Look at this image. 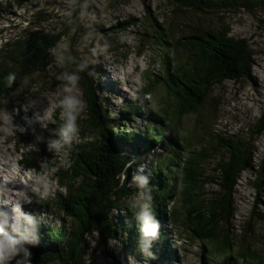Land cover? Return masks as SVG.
Instances as JSON below:
<instances>
[{
  "label": "rangeland",
  "instance_id": "1",
  "mask_svg": "<svg viewBox=\"0 0 264 264\" xmlns=\"http://www.w3.org/2000/svg\"><path fill=\"white\" fill-rule=\"evenodd\" d=\"M17 1L0 0V49L7 39L11 37V32L16 34L19 31L15 29L16 26L21 24V26L25 27L29 20H34L35 16L40 13L46 15V19L40 23L34 21V25L44 28L50 34L68 32V26L72 22L71 18L68 17L69 8L65 0H26L23 6ZM172 1L176 0H85L84 4L86 3L87 5V15L84 19H80V22L87 29V32L83 36L79 33L75 37L77 38V49L87 60V63L92 65L95 78L98 79L99 83L100 74L103 72L107 75V81L112 79L110 78L111 75L117 79L118 87L115 96H103L106 104L111 107L109 111L112 117L120 114L128 103L130 108H134L132 106L134 100L142 96V91L149 89L143 96V101L145 98H148L149 105L147 106L150 109V116L158 121L162 120L163 129L167 127V119L160 112V109L163 110L164 105L169 109L171 119L175 120L178 126L176 136L183 141V144L189 147L187 145L189 141L192 147L207 146L211 150L212 158L206 164L208 175L215 173V164L220 160L223 153L220 151L219 145V140L222 136H232L235 139L254 141L253 145L256 150L255 162L258 166L263 164V167H260L262 171L258 173L256 169H250L240 175L234 196L235 214L230 221L220 222L217 226L219 236L216 239L208 240V242L219 253L216 256L215 264H221L231 252L247 253V259L240 264H264V218L258 215L263 214L262 211L264 210V133L262 135L258 133L264 124L262 119L264 116V57L261 54L254 56L255 67L253 68V74L260 84L259 93L254 90L249 81L246 84H241L228 80L221 85L212 87L207 95L209 98L198 113H190L178 119L177 108L174 105L175 101L171 106L167 104L166 99L168 95L166 86L160 84L153 88L147 87L149 82L160 76L159 73L162 67L159 63L153 61L150 53L146 52L142 57L136 53L137 35L134 32L136 28L125 32V35L121 36L117 34L106 36L100 32L104 37V44H101V40L94 35V30L97 28H109L135 16L143 15L144 17L146 15V5L152 6L157 14L158 21L163 22L165 14L169 13L168 7L172 5ZM200 1L198 4L201 8L198 10H193L187 6L185 8L194 13L197 16V20H203L206 24L205 27L221 28L224 26V19L231 21L237 18L235 22V34H243L255 52H258L259 48H264V25H262L260 19L261 13L258 9L260 7L250 3L248 0H206L208 3ZM229 4L232 6H228ZM90 8H92L91 15L88 13ZM75 12L72 13V16ZM10 17H13V19H9ZM72 41V35L68 34L64 36L59 47L51 52L53 63L50 68L28 76L22 86L18 87L4 102V106L0 110V180L6 174H9L12 181H17L20 178L21 175L15 174L14 170H20V167L17 168L20 158L18 147L20 144H23L30 152L25 157L27 160H33V152L38 154L40 168L36 170V173H40L35 178L39 179L43 184L42 193L44 190L58 192L62 188L59 175L65 168H70L71 161L69 154H65L63 150L56 154V150L53 149L51 151L53 159H47L43 155L44 150H47V140L44 134L43 136H33L34 132H28V130L36 131V127L41 126L42 130L53 128L60 134L63 121L59 118L61 111L59 101L64 95V85L54 86L48 82L55 76L58 63L66 55V52L69 51ZM118 42H126L127 45L124 52L129 53L130 56L128 58L124 56L123 52L116 50ZM94 49L95 51H93ZM103 67H105L104 70ZM74 93L82 99L80 87H75ZM214 95H217L219 98L230 97L231 103H220L218 99L214 98ZM250 96L253 99L248 98ZM244 98L249 99L248 108L244 104L246 100H242L240 103L237 102L239 99ZM46 108H48V114L53 122H47V126L45 127L37 119V114L43 115ZM217 111H220L221 114V118L218 121L221 126L202 131L199 127L200 123L205 119H210L212 113H217ZM57 126L59 127V131H57ZM85 128V126L79 128L77 139L72 146L80 142H85L90 147L100 144L101 139L97 137L99 136L98 132L88 129L86 134L83 135L82 132ZM48 136L54 137V134H48ZM58 139L63 144L61 135ZM64 145L66 146L65 150L68 151L72 147ZM133 149H135L134 145L129 148V151L132 152ZM160 151L161 149L158 150L157 154ZM152 152L150 153L151 158L153 157L152 154H154ZM10 162L14 167L12 174L5 167V164ZM26 167L30 166L26 164ZM143 167L144 170H141L143 174L150 176L154 173L155 169L147 159ZM139 168L141 169V165H139ZM30 169L34 173L33 168L30 167ZM130 172L138 173L136 169H131ZM27 175H29V172ZM261 177L263 180H261ZM83 180L84 177L80 176L76 179L67 180L66 184L76 188ZM122 185L127 187L130 185L137 186L131 177L128 180V174L125 177L124 175L122 176L120 186ZM258 186H262L260 192ZM64 188L66 192L65 185ZM199 191L200 199L205 201L206 206H210L212 202L223 196V192L220 190L218 184L212 181L204 187L201 186ZM135 194L137 201L146 197L145 189L143 191L138 190V193ZM42 201L43 199L40 197L34 201V205ZM129 202L136 205L134 203V195L130 201H127L128 204ZM169 207L168 210L172 212L176 209L178 213V216L175 218V224L179 234H176V237L180 235L182 239L185 248L179 251V255L182 254L185 258L189 249V246L185 242L187 237L184 235L186 228L189 227L185 222L186 208L181 201L175 199L171 201ZM124 211L127 214L126 218L129 224L132 225L135 216L127 213L128 210L126 209ZM60 213L58 209V213L53 216L52 228L60 226V221L63 219ZM39 215L45 221L48 219L46 213L39 212ZM115 217L116 209L112 211L111 218L114 222H119ZM170 218L172 217L170 216ZM170 222L171 220L168 222L169 230L172 231ZM79 224L87 226L86 223L80 220L76 222L69 218L65 220V227L68 232H71ZM18 226L20 228L21 225L17 224ZM133 227L135 229L136 225ZM135 232H131L130 236H128V233L124 231L122 237L127 242V245L134 244V239L139 237L135 235ZM24 234L30 238L28 233ZM85 234L89 235L84 244V250L88 255L85 264H123L119 260H125L127 264H136L135 260L137 256L122 250L120 246H117V257L100 249L101 245L98 242L113 237L115 239L111 240L112 245L117 244L120 236L115 231L107 237L105 233L97 231L94 227L85 230L80 229L74 237L67 240L62 245L65 252L69 251L76 241ZM249 236H251V240L247 242L248 240L246 239ZM17 239L23 240V237L17 236ZM204 244L205 241L197 246L200 253H202V246ZM235 249L239 250L236 251ZM160 253H162L161 262L151 261L149 264H167L168 261L165 260L167 256H163L165 252L160 251ZM181 262L185 264V261L181 260ZM197 264H202V261L199 259Z\"/></svg>",
  "mask_w": 264,
  "mask_h": 264
},
{
  "label": "trees",
  "instance_id": "2",
  "mask_svg": "<svg viewBox=\"0 0 264 264\" xmlns=\"http://www.w3.org/2000/svg\"><path fill=\"white\" fill-rule=\"evenodd\" d=\"M25 1L18 0L17 2L23 6ZM84 1L80 0V3L84 4ZM202 1L208 3L206 0ZM248 1L260 7L258 8L261 13L260 19L262 25H264V0ZM171 4L168 7L169 13L165 14L163 22L158 21V17L157 19L148 17L146 12V15L141 19V23L137 28L135 27L136 30L134 32L137 35L135 51L140 57L146 52L150 53L153 61L161 65L160 76L149 82L147 87L153 88L160 84L166 86L168 95L166 99L167 104L171 106L175 101L174 105L177 108L178 119L190 113H198L204 106L207 95L212 87L221 85L228 80L241 84H246L249 81L252 87L254 86L259 93L260 84L253 74V68L255 67L254 56L261 54L264 57V48H259L258 52H255L248 40L227 37L230 27H226L222 31L218 27H205L206 24L203 20H197V16L185 8L187 6L193 10L200 9L198 0H176L172 1ZM228 6L232 5L229 4ZM91 11L92 8L88 10L89 15H91ZM78 17L79 9L73 14L71 18L72 23L68 26V32L65 33L50 34L44 28L34 25V21L40 23L46 19V15L43 13L37 14L34 20H30L27 27L21 26V24L16 26L15 29L19 31L14 35L13 41H6L0 49V110H2L4 102L18 87L22 86L28 76L50 68L53 59L49 58V51L59 47L64 36L68 34L72 35L73 41L70 49L59 61L55 76L48 83L54 86L67 84V79L61 78L65 74L79 77L78 86L76 87L81 88L82 99L86 102L87 107L83 116L78 120V126L79 128L86 127L82 132L83 135L86 134L88 129L97 131L101 142L99 145L93 147H90L85 142H80L69 148L70 168H85L87 174L82 175L84 180L76 187L75 192L71 190L70 185L68 186L66 196L69 198V201L65 203L64 207L61 208L59 200L57 206L61 208L62 212L68 214L69 219L75 222L80 220L86 223L84 220L88 219L97 209L98 194L104 193L108 201L106 208L111 215L112 210L116 208L115 203L121 201L123 197L126 198V201H130L131 197L135 193H138L139 189L137 188L136 190L135 186H120L116 183V179L120 177L121 180L123 175L125 177L128 174L129 180L130 166H134L133 160L141 159L143 160L142 165H144L146 158L138 154L140 148L144 146V141L142 142L143 123L138 124L135 121L131 125V121L124 117V122L120 128L116 117L109 118L110 111L103 98L99 82L95 78L92 65L87 63V60L77 49V38L75 37L79 33L83 36L87 32V29L82 26ZM123 23H128V29H123L124 32H127L134 29L131 26L139 23V20L130 18ZM110 28H115V26L94 30V35L101 40V44H104V37L100 32L106 36L112 35V33L107 32ZM149 37H157L156 42L149 44ZM173 43H177V45L175 46ZM126 45V42H118L116 50L123 52L124 56L128 58L130 56L129 53L124 52ZM16 46H19L17 53ZM35 48L41 52L40 55L35 54ZM81 64L86 65L82 71L79 68ZM9 73H14L16 76V81L11 88L5 82V78ZM148 91L149 89L141 92L142 96L139 98L141 103L144 102L143 96ZM1 100H3V106H1ZM129 109L133 117H135L137 113L134 112V108ZM162 114L167 119V127L163 129L162 126L156 123L155 127H149L148 129L149 133L152 134L150 140L152 139L159 149H161L157 154L158 159H150V162L155 169L153 174H156L158 170L159 172L160 170H166L172 174L171 178L174 181L168 184L170 190L166 193L163 187L159 186L163 182V174L165 175L162 172L159 173L161 175L160 182L150 187L157 190L156 198L165 197L167 205H169L173 197L182 201L186 208L185 222L188 221L191 225L197 227L198 233L202 234L204 238H207L204 230H210V236L206 240L216 239L219 236L217 226L220 222L230 221L235 214L234 196L240 175L246 169H254V141L235 139L232 136H222L219 140V145L220 151L223 153L220 160L215 164V173L208 175L206 164L212 158L211 150L207 146L192 147L189 141L187 145L190 148L187 147L176 136L178 126L171 119V113L164 105ZM262 119L264 121V116ZM151 120L159 122L149 116V119H147L148 126L151 124ZM42 131L47 140V150H44L43 155L47 159L52 160L53 156L48 150L49 144L53 140H59L60 134L59 132L54 133L50 130ZM57 131H59L58 126ZM52 133L54 137L48 136V134ZM119 133H125L124 137L132 135V145L135 146V149L130 152L131 157L129 159H126L123 151L109 145V139L114 135L116 137L119 136ZM258 133L260 135L264 133V124ZM62 146L64 147L63 150H65L66 146L64 144ZM148 148L149 152L147 156H150L153 150L152 153H155L156 149L154 146ZM144 150L146 149L144 148ZM33 156L32 161L22 158V164L25 166L28 164L36 171L40 168L39 158L36 152H33ZM244 163L248 167L244 168ZM178 173H182L181 181L179 180ZM78 177L80 176L73 179ZM261 180H263L262 177ZM211 181L218 184L220 190L223 192V196L212 202L210 206H206L205 201L200 199L199 188L201 186L204 187ZM177 185L180 186L177 187ZM83 187L88 188L91 194V198L86 206L75 203L79 197V191ZM149 190V188L145 189L146 196L149 195ZM112 194L118 197L113 198ZM118 205L119 208L128 210L130 214H137L139 211V208L133 207V204L130 202L128 207H124L121 204ZM72 209H78L83 220L77 218L71 212ZM155 211L156 213L162 211L165 215L170 213L172 218H176V210L168 212V210L156 209ZM99 212L100 209L98 210ZM259 215L264 217V215ZM79 225L82 226V224ZM113 226L112 232H120L122 230L121 226L117 229L114 222ZM85 227L86 229H90L92 226L87 225ZM61 228L66 232L64 237L65 242L74 237L80 230L79 226H75L71 234H69L65 227V218H63L60 221L59 227L43 230V238H39L34 243L24 244L23 246L31 253L30 257L40 260L38 264H85L86 259L84 258L85 251L83 245L86 237L89 235H82L74 246L65 252L62 247L63 244L61 245L57 241ZM94 229L102 231L99 228L94 227ZM106 242L107 240L100 243L102 245L106 244ZM231 260L238 261L237 256L233 255L232 252L226 256L221 264H231ZM237 264L239 263L237 262Z\"/></svg>",
  "mask_w": 264,
  "mask_h": 264
},
{
  "label": "bare ground",
  "instance_id": "3",
  "mask_svg": "<svg viewBox=\"0 0 264 264\" xmlns=\"http://www.w3.org/2000/svg\"><path fill=\"white\" fill-rule=\"evenodd\" d=\"M145 7H146V12H147L148 17L157 19V14H156L155 10H153V7L148 6V5H146ZM142 18H143V15L132 17V19L139 20V23H137L134 26H131V28H135V27L137 28V26L141 23ZM9 19H13V17H10ZM236 20H237V18L232 19L231 21H228V19H224V27H221L220 30L222 31L226 27H230L229 33L227 34V37H229V38L234 37L236 39H246L247 40V38L243 34H235V22H236ZM124 28L128 29V23L124 24L123 22H120L117 25H115V28L108 29L107 32L121 36V35H125V32L123 31ZM209 28H211V27H209ZM14 35H15V33L11 32V37L7 41H13ZM156 40H157V37H149L148 43L149 44L154 43V42H156ZM254 40L256 41L255 38H254ZM173 44L175 46L177 45V43H173ZM17 51H19V46H16V53H17ZM34 51H35L36 55L41 54V52L37 48H35ZM104 69H105V67H103V70ZM106 78H107V75L104 72L100 74L99 85H100V89L102 90V94L104 97L115 96L116 90L118 87L117 79L114 78L112 75L110 76V78H112V79H110L109 81H107ZM253 88L256 91L254 86H253ZM132 97H134V96H132ZM184 97L186 98V96H184ZM208 98L209 97L207 96L205 101H207ZM214 98L218 99V101L220 103H228V104L231 103L230 97H220L219 98V97H217V95H214ZM248 98L253 99V97H251V96ZM232 100H234V99H232ZM242 100H246L244 102V104H245V107L248 108L249 107V104H248L249 99H247V98L239 99L237 102L240 103V101H242ZM188 103H189V101H188ZM128 104L121 111L120 114L115 116L118 126L120 128L122 127L121 124L124 122V117L128 118L131 121V125H133V123H135V121L137 123L142 122L143 126H144L143 137H142V142L144 141V146L140 148L138 154L140 156L145 157L148 161H150L149 159L157 160L158 159L157 152L159 150V147L155 144V142L152 141V139L150 140V136L152 134L149 133L148 129H149V127H155L157 125L156 123H158L160 126H162V122H161L162 120L159 122L151 120V124L149 126L147 125V119H149V116H150V109L147 106V105H149L148 98H145L144 102H142V103L140 102V100L138 98H136L134 100L132 106L134 107V112L137 113V115L135 117H133L131 110L129 109L130 105H128ZM1 106H3V100H1ZM107 107L111 108V107H109L108 104H107ZM162 111L163 110L160 109L161 113H162ZM220 111H217V113H212V116L210 117V119L203 120L199 125L200 129L202 131H204V130L212 129L213 127L221 126L218 123V121L221 118ZM109 118L112 119V115H109ZM174 122H175V120H174ZM155 129H157V128H155ZM50 131L56 133V130L53 128L50 129ZM28 132H34L33 136H36V135L37 136H43V134H44V132L41 129V126H37L36 131L28 130ZM124 136H125V133H119V136H117V137L114 135L113 137H111L109 139V145L111 147L115 146V148H118L121 151H123L126 159L127 158L129 159V157H131L129 148L132 146V135L128 136V137H124ZM97 137H99V136H97ZM144 139H146V140H144ZM153 146L156 148L155 153L152 154L153 155L152 158H151V156H150V158H148V156H147V154L149 152L148 147H153ZM144 148L146 150H144ZM18 151H19V156H20L18 166L20 167V170L19 171L14 170V167H13L11 162L5 164V167H7L9 173H11V174H12V171L14 170L15 174L17 173L20 175H24L26 177H32V176H28L27 174H25L28 172H26L24 170L23 165L20 162V160L22 158H25L29 155L30 152H29L28 148L25 147L23 144L22 145L20 144L18 147ZM63 152L65 154L70 153L68 150H63ZM144 154H146V155H144ZM133 162H134V166H132V167L130 166V168L136 169L138 171V173L130 172V177L132 178V180L137 185L136 190H137V188L141 191H143L146 188L150 189V192H151L150 194L152 195V198H153V200H152L153 213L156 216V218L159 216L158 220L161 224L160 239L152 240L150 242L154 246V248L164 250L165 253H163V256L164 255L167 256V259H165L166 261H168L167 264H183L181 262V260L185 261V264H197L199 259L202 261V264H215V260L217 259L216 256L219 253L208 242V240H206L210 236L209 235L210 230H204V234L207 236V238H204L202 236V234L198 233L197 227H195L194 225H191V223L186 221L187 222L186 225L189 224L188 226H190V227L186 228V232H184V235L187 237L185 242L189 246V249H188L187 255H185V258H184V256L182 254L179 255V251L182 250V248L184 249L185 246L183 245V242H182L180 235L178 237H176V234H179V233L176 230L175 219L170 218V216H165L166 217L165 218L163 216L162 211H158L157 213L155 211L156 209L157 210L163 209L164 211H166L170 207L166 204L165 197H162V198H156L155 197L157 190L152 189L153 187H150V186L155 184V183H159L160 178H161V175L159 173L164 172L166 175L165 176L166 178L164 179V181L159 186L163 187L164 191L167 193L168 192V183L171 180L172 174L166 170H164V171L160 170V172L158 170V172L156 171V174H152L150 176L145 175L142 173V171L144 170V167L142 165L143 160L136 159V160H133ZM140 164H141V169L139 168ZM243 167L246 168L248 166L246 163H244ZM253 168H255L258 173L260 172V167L258 165H255ZM30 173H32V172H30ZM39 173L40 172H38L36 175H38ZM85 174H87V171L85 168H82V167L65 168L59 175V180H60V183L62 186L60 191L59 192H57V191L52 192V191L44 190L42 195L39 194V196L43 199V201L41 203H39V202L36 203L34 206L31 205V201L33 200V193H31V190H34V192H38L37 191L38 188L31 186L30 190H29V188H28V190H26V192L28 193L27 196H18L17 190H22L23 188H25V185L29 186L30 183L24 179H22L20 181H12L9 177V174H6L0 180V190L2 191V194H3V203H0V209L3 211V213L5 215H8V216H12V210H14L17 213V216H21L23 219H26L27 217L31 218V223H29L27 219H26V222H24V220H23L22 228H19V230L21 232L28 233L30 235V239L28 241L33 239V237L35 239L43 238V230L53 229L51 226L52 225L51 223H52L53 216L58 213V209H60L59 210L61 212L60 215L63 218H65V220L68 219V214L66 212L61 211V208L64 207L65 203L67 201H69V198L64 193L65 192L64 185H66L67 180L72 179V178L77 177V176H82ZM138 178H142V179L147 180V186L145 188H140V186H139L140 180ZM116 183L121 185L120 177H118L116 179ZM56 186L59 187L58 184H56ZM135 195L136 194H134V203L138 204V202L141 200L137 201L135 199ZM98 196H99V201H98L97 209L90 215V217L88 219H86L84 221L87 223L88 226H92V227L101 229L103 231V233H105L106 236L109 237L113 233L112 231H113L114 226H113V220L110 216V212L106 208L108 201H107L104 193L98 194ZM112 197L114 198V197H118V196H116L115 194H112ZM90 198H91V194H90L89 189L86 187H83L80 189L79 197L75 201V203L77 205L86 206L88 204ZM145 198H143V199H145ZM58 200H59V203H61V208H58V206H57ZM118 204H121L124 207H128L129 204L127 203L125 197H123L121 199V201H119L118 203L114 204L117 208L115 218L119 221L120 226L122 227V231H132L133 230V231H136L140 234L139 228L133 229L130 226L129 221L126 218L127 214L125 213V211L122 208L118 207L119 206ZM21 207H27L26 212L20 211ZM99 209H100V212L98 213ZM39 212H43L44 214L46 213L48 216V219L46 221L43 220L42 217L39 215ZM71 212L74 213L77 216V218L83 220L78 209H72ZM262 213H264V210L262 211ZM169 218L171 219L170 223L172 226V233L169 231V224H168ZM78 226H79V229H81V230L86 229L85 226H81V225H78ZM6 230H7V228H6ZM48 232H50V231H48ZM117 233H118V231H117ZM47 235H48V233H47ZM65 235H66V232L63 231L61 228L60 229V235L57 238V241L59 244L62 245L65 243V240H64ZM119 236H120V234H119ZM142 238L143 237L140 235L139 239H142ZM110 239L111 238H109L107 240L109 241ZM246 240H248L247 242H249V240H251V236H249ZM204 241H205V244L202 246V253H200L199 248L197 246L200 243H204ZM126 243L127 242L124 240V238L122 236H120L118 238L117 244H113L111 247L109 246V244H102L100 249L104 250L108 254H111V255L117 257V255H118L117 246H120V248L122 250H125V251L131 253L132 255L137 256V259L135 260L136 264H149L151 261H156L158 263L161 262V254L153 252L151 249L144 246L145 245L144 242H142L141 245H136V246L134 244L127 245ZM235 250L238 251L239 249H235ZM147 253H154L155 258L154 259L147 258ZM84 257H85L86 262H87L88 255H87L86 251L84 252ZM119 261H121L123 264H127L125 260H119ZM231 262H232L231 264H237L236 261L231 260Z\"/></svg>",
  "mask_w": 264,
  "mask_h": 264
},
{
  "label": "clouds",
  "instance_id": "4",
  "mask_svg": "<svg viewBox=\"0 0 264 264\" xmlns=\"http://www.w3.org/2000/svg\"><path fill=\"white\" fill-rule=\"evenodd\" d=\"M199 1L200 0H198V3H199ZM65 2H66L67 7L69 8V13H68L69 18H72V13L77 11V9H79V17H78L79 19L82 20L86 17V15H87L86 3L82 4V3H80V0H65ZM93 51H95V49ZM85 67H86L85 64H81L79 66L81 71ZM61 78L67 79L68 83L63 86L64 95H63L62 99L59 101V105L61 108L59 118L61 121H63V124L61 126V130H60V135L63 138V144H66V145H68V147H71L73 145V143L76 141L77 135L79 132L78 120L82 116L87 105H86V102L84 100H82L79 95L74 93V88L76 86H78L79 77L76 75H70L69 76V75L65 74V76L61 77ZM15 81H16V76L14 73H9L8 76L5 78V82L9 88L12 87V85L15 83ZM37 119L45 127L47 126V122H53L51 117L48 114V108H46L44 110L43 115L37 114ZM253 148H254V145H253ZM52 149L56 150V154L61 152L64 149V147L62 146V142L60 140L51 141L49 144L48 150L51 152ZM254 150H255V148H254ZM255 154H256V150H255ZM254 164L256 165L255 157H254ZM22 165H23L24 170L26 172H29L28 176H32V177H26L23 175L20 176V178L17 181L24 179V180L28 181L30 183V185L29 186L25 185V188H23L22 190H17L18 191L17 195L18 196H27L28 193L26 192V190H28V188H29V190H30L31 186L38 188L37 189L38 192H34V190H31V193H33V200L31 201V205L34 206V201L37 200L38 198H40L39 194L42 195L43 184L39 179L35 178V176L37 174L36 172L30 173L31 171L27 170V167L24 164H22ZM259 167H263V164H261ZM17 168H19L18 163H17ZM250 169H252V168H250ZM250 169H246V170H250ZM261 171L262 170H260V172ZM182 173H178L180 178L182 177ZM25 174H27V173H25ZM163 177L164 178L162 180L164 181V179L166 177H165V175ZM138 179L140 180V184H139L140 188H145L147 186V180L142 179V178H138ZM173 181H174V179L171 178L169 183L173 182ZM68 186H69L68 184L65 185V187H66L65 195L67 194ZM258 188H259V192H260L262 189V186H258ZM168 190H170V189L168 188ZM152 200H153V198H152V195L150 194V190H149V195L145 199L139 201L138 204H136V205H132L133 207L139 208L138 213L137 214H130L129 212H127V213L135 216L132 225H130L132 228H134L133 227L134 225H136V228H139L140 234H138V232H135V235L136 236L141 235L143 237L142 239H139V237L134 239L133 242H134L135 246L141 245L142 242H144L145 243L144 246L148 247L153 252L160 253V251L164 252V250L163 249H156L150 243L152 240L160 239V235H161V231H160L161 230V224L153 213ZM0 203H3L2 191L0 192ZM26 209H27V207H21L20 211L25 212ZM114 209H117V208H114ZM168 212H170V210H168ZM111 214H112V212H111ZM168 214H170V213H167L166 216H168ZM261 215H264V213ZM262 218H264V217H262ZM26 219L28 220L29 223H31L30 217H27ZM26 219H23L24 222H26ZM168 220L170 221L171 219L169 218ZM114 223L116 224V228L118 229L120 227V223L119 222H114ZM17 224H20L21 225L20 228H22V217L21 216H17V213L14 210H12V216H8V215H5L3 213V211L0 209V264H12L13 259L16 256L21 255V254H23L21 256H23L25 259L24 260H18L16 262V264H38L40 260L38 258L30 257L31 253L23 245H24V243L25 244L34 243L39 238H37V239L33 238L30 241H28L30 238H28L23 232H21L19 230V227H17ZM6 228H7V230H6ZM169 231L172 233L171 230H169ZM126 232L128 233V236H130L129 234L131 232H133V230L132 231H126ZM118 233L120 234V236H122L124 231L121 230ZM17 236H22L23 240L17 239ZM114 239L115 238L112 237L109 241L107 240L106 244L109 242V246L111 247L112 246L111 240H114ZM138 242H139V244H138ZM98 244L101 245L100 242H98ZM83 249H84V245H83ZM160 254L162 256V253H160ZM233 255H236L239 258L238 261H240V259L246 260V254L244 252H242V253L234 252ZM147 258L154 259L155 254L154 253H147ZM31 259L34 261H31ZM238 263L240 264V262H238Z\"/></svg>",
  "mask_w": 264,
  "mask_h": 264
},
{
  "label": "water",
  "instance_id": "5",
  "mask_svg": "<svg viewBox=\"0 0 264 264\" xmlns=\"http://www.w3.org/2000/svg\"><path fill=\"white\" fill-rule=\"evenodd\" d=\"M30 21V20H29ZM29 21L27 22V25L25 26V27H27L28 25H29ZM53 51V49H51L50 51H49V58L52 60L53 58H52V55H51V52ZM98 80V79H97ZM127 123H128V121H127ZM21 162H23L22 161V159H21ZM27 170H29V171H31V169L30 168H28L27 167ZM34 170V169H33ZM34 172H36L35 170H34ZM179 180L181 181V178L179 177ZM178 186H180V185H177V187ZM70 187H71V190L73 191V192H75L76 191V188L75 187H73L72 185H70ZM68 192V191H67ZM170 196V195H169ZM171 197V196H170ZM173 199H175V200H178V199H176L175 197H173L172 198V200L171 201H173ZM171 201H170V203H171ZM182 202V201H181ZM169 203V204H170ZM183 203V202H182ZM184 204V203H183ZM174 210H176V209H174ZM173 210V211H174ZM163 216L165 217L166 215L165 214H163ZM178 216V213H177V210H176V217ZM73 230V229H72ZM72 230H71V232H72ZM71 232H69V234H71ZM245 254H246V259H247V253L246 252H244ZM25 258L23 257V256H21V255H18V256H16L14 259H13V261H12V264H16V262L18 261V260H24ZM237 260H239V258L237 257ZM31 261H34V260H32L31 259ZM243 261H245V260H243V259H240V261H238V262H240V263H242Z\"/></svg>",
  "mask_w": 264,
  "mask_h": 264
}]
</instances>
